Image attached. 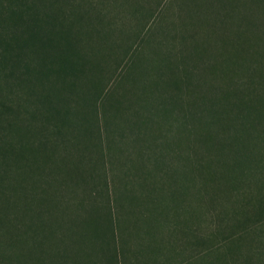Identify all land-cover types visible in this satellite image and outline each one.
Here are the masks:
<instances>
[{"label": "trees", "instance_id": "16d2710c", "mask_svg": "<svg viewBox=\"0 0 264 264\" xmlns=\"http://www.w3.org/2000/svg\"><path fill=\"white\" fill-rule=\"evenodd\" d=\"M181 1L196 34L149 29L144 55V0H0V264H264V0ZM190 186L233 204L221 243L178 260L152 231L139 254L119 240L122 208L186 207ZM142 215L129 226L159 221Z\"/></svg>", "mask_w": 264, "mask_h": 264}, {"label": "rangeland", "instance_id": "374dc122", "mask_svg": "<svg viewBox=\"0 0 264 264\" xmlns=\"http://www.w3.org/2000/svg\"><path fill=\"white\" fill-rule=\"evenodd\" d=\"M145 2H149V7H151L152 9V14L149 15V21L150 22V26L148 25V31L145 30L141 33L142 38L145 37V42L143 45V50L142 47L139 48L136 43L135 47L144 55L149 54L148 48H145V44L147 42H149V29H152L156 34L163 33L164 30H170L171 32H173L176 37H178V35H182V34H196V32L198 31L197 26H193V25H187L186 26V30L181 33V26L180 25V19L177 18L178 14L181 13L183 16V12H179L178 8H181V0H144ZM157 8L159 9L158 11H154V9ZM160 12H163V16L160 17V19H157V16ZM155 15V16H154ZM174 24H177V26H175ZM175 27H177V29H175ZM136 41V40H134ZM216 52V49H212V48H208L206 50V54L207 58H211V56ZM206 58V59H207ZM190 65H195L196 67L198 66L199 68H201V66H203L205 64V62L203 63L202 61H198V62H189ZM168 122V120H167ZM126 126L125 123H121L120 127H124ZM166 129V128H165ZM169 129H171V126L169 125ZM125 130H129V128H125ZM175 135H177V131L176 129L173 128V130L170 132V136L175 138ZM116 138H118V135L116 136ZM170 143V142H169ZM168 145V143L166 144V146ZM124 146L126 148V146H129V143H124ZM172 147L173 149H175L177 152V155H179V148L177 146L174 145V143H170L168 145V147ZM166 147V148H168ZM181 149V148H180ZM134 153H131L130 155V160L135 161V157H132ZM184 156H182L183 158L186 157L187 152L186 150L183 152ZM127 152L124 153L122 156H126ZM107 160V166H105V171H107L108 175H113L114 173H116L117 176H122V172L120 171V169L125 170L127 169V167L131 164L128 161V158L125 159L128 165H125L124 168L121 167L122 164L114 167V169H110V162H109V158L106 157ZM188 164V162H187ZM151 168V166H149ZM115 176V175H114ZM126 179L128 180V178L126 177ZM121 182L120 179L119 181L116 179V185L118 186V184L120 185V188L123 187L121 186ZM131 185H134L136 187H138V184L136 181H131ZM72 189V187L70 188ZM249 189V187H244L242 189H240V192H244L247 191ZM165 191H167V188L164 189ZM189 192L191 194V196L189 197L191 204L187 205L186 207H179L177 208V206H174L172 203H170V200L168 199H164V192L161 191V193H159V195H161V199H160V203L158 204V202L156 203V205H149L148 207V211H147V206H136L134 208L133 207H127L125 206L123 209V211H119V214H122L124 216V221L126 219V210L128 211H132L133 210V214L131 215L134 216V219H137L139 217V215L141 214H146L147 216L151 215L154 213V216L157 217V219H159V221L155 224L149 227V222L144 223V224H140V226H138V222L133 223V227H130L129 225L133 222L132 219L130 218L126 223L124 222V224H121L122 228L120 230V237L119 240H129V244L130 247H132V251L135 254H139V248H141V242L143 240H146L144 237H148L149 236V232H154L156 235L152 236V239L149 241V245L156 246L157 244V240H167L169 241V243L167 241L164 242L163 245V252L165 255L168 256V253L170 252V243L175 242V241H180L183 244V248L185 249L184 253L178 256V260H180L181 258H190L193 255H195L197 253V247L195 248V244L194 242L197 240H213L216 241L215 243H217V245L219 243H221L220 241L224 240L227 234H230L231 231L233 230V228H230V226L234 223V222H227L228 220H217V216H225L228 215V213H223L220 215V209H228L233 207V204L231 203V201L229 199H225V200H220L217 201L216 203H214L213 205L210 204L209 200L207 199H203V200H197L199 202V204H196V197H195V191H194V187L190 186L189 187ZM66 191H63V194H66ZM75 193H77L76 198L81 197L84 192L79 188L78 190L75 189ZM68 197L71 198L70 203L68 204L70 207L67 209L70 212V214H68V212H63L66 215L67 219H71L73 220L75 218V215L78 213L76 210H78V208L76 206H74L75 200L76 199H72V195H68ZM199 199V197H198ZM78 200V199H77ZM87 209V208H86ZM196 209H199L200 212H196ZM178 210V212H177ZM61 211V210H60ZM82 212V211H80ZM153 212V213H152ZM222 213V212H221ZM84 215H86V213H84ZM143 216V215H142ZM144 217V216H143ZM141 218V217H140ZM165 218H167V221L165 220ZM184 220V221H183ZM226 221V223H225ZM238 229V227L235 229V231ZM175 230L174 233H171V237L169 238L167 231H172ZM63 231V230H62ZM233 231V233L235 232ZM239 231H237L236 233H238ZM164 233H166V236L168 237V239L164 238ZM177 235H176V234ZM61 234H58V236H60ZM233 236V235H232ZM99 238H96L95 240H98ZM173 239V240H170ZM248 241V240H245ZM256 243L260 244V240H254ZM264 243V240H263ZM211 246V244H207V243H203L202 245H198L199 249L198 252L200 255H202L204 253V250L206 247ZM138 250V252H137ZM249 250V248L247 249ZM151 254V251H150ZM144 257L148 258L147 255L143 254ZM140 257V256H139ZM131 260V259H130ZM144 261H142L143 263ZM203 261L200 260V258L198 257V259L196 260V264H201ZM132 263V262H131ZM138 264H140V262H138Z\"/></svg>", "mask_w": 264, "mask_h": 264}]
</instances>
